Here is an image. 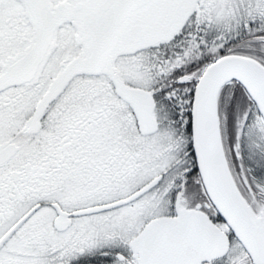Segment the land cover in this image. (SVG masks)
Listing matches in <instances>:
<instances>
[{
	"label": "snow or ice",
	"instance_id": "6c2138e0",
	"mask_svg": "<svg viewBox=\"0 0 264 264\" xmlns=\"http://www.w3.org/2000/svg\"><path fill=\"white\" fill-rule=\"evenodd\" d=\"M0 264H264V0H0Z\"/></svg>",
	"mask_w": 264,
	"mask_h": 264
}]
</instances>
